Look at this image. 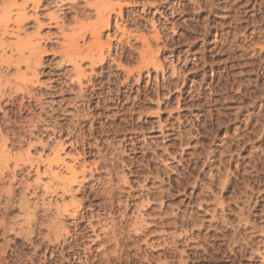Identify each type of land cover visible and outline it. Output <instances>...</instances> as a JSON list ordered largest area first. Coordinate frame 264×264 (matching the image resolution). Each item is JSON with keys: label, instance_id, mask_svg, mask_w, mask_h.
I'll return each mask as SVG.
<instances>
[{"label": "rangeland", "instance_id": "obj_1", "mask_svg": "<svg viewBox=\"0 0 264 264\" xmlns=\"http://www.w3.org/2000/svg\"><path fill=\"white\" fill-rule=\"evenodd\" d=\"M83 4L41 0L47 54L28 86L34 97L2 99L7 217L22 223V209L38 204L46 225L29 241L8 237L21 256L8 251L9 264H264V0H123L121 30L112 15L101 32L105 62L93 74L81 63L79 100L62 75L59 32L95 22ZM31 20L20 37L35 32ZM141 39L159 48L157 69L141 64ZM3 66L5 85L15 68ZM65 163L79 175L61 195Z\"/></svg>", "mask_w": 264, "mask_h": 264}, {"label": "bare ground", "instance_id": "obj_2", "mask_svg": "<svg viewBox=\"0 0 264 264\" xmlns=\"http://www.w3.org/2000/svg\"><path fill=\"white\" fill-rule=\"evenodd\" d=\"M64 1H66V0H64ZM68 1H71L74 4L75 0H68ZM122 1L123 0H94V1L92 0L91 3H88L86 0H84L85 5L84 4L83 5H84L85 9L89 11V12H87L86 16L87 17H90V16L95 17V19H96L95 22H93V24L90 25L89 27H85L83 29H77L78 27H76V28H71V29L68 28L67 29L68 33L59 32V33H62L61 37L63 40V43L61 45L62 50L59 52V54L61 56L60 60H61V63L63 65L70 67V69L66 70L62 75H63V77H64V75L65 76L67 75V77H68L67 82L69 83V85H71V86L76 85L77 86L78 91L76 93V97H78L79 100L83 99V96L86 92V87L83 86V84H84L83 82H84V79L86 78V74H85V71L82 69L81 63L87 62L89 65L88 67L90 69V72H91V74H93L95 72V69L98 67L97 65L98 64L101 65L103 62H105V56H104L105 45L102 44V42H101V32H102V30H108L110 28V21H111L112 15L115 16V17H113V18H115L114 19L115 29L117 31L121 30V27H120L121 25L118 24L119 22H118L117 18L121 19V16H122V4H121ZM40 3H41V0H24V2L21 4H17L16 0H9V2H1L0 3V49L4 50L6 48L10 51L9 56H7L5 52L0 54V69H1L2 65L6 66L7 70L10 67L15 68V70H14L15 75L13 77V80L5 78V82H4L5 85H2V82H1L2 80L0 81V111H2L4 119L5 120L8 119V121H9L8 113L2 110V106H1L2 99L6 98V99H8V101H12V99L18 97L19 94L20 95L27 94V96L32 99L34 97V95H32V93H31L32 90H30V91L28 90V86L31 85L33 82H35V84L38 83V68L42 65V56L47 54V50L44 47H42L40 44V41H42L44 39L43 37H41V30L45 27V24L41 23L38 19V16H37V10L40 6ZM29 4H30V6H29ZM28 9L33 11V13L31 12L32 15L30 17L28 16V13L30 12V11H28ZM30 19H32L35 23V32L32 34H26L24 37H20L19 32L25 27V24L27 22H29ZM77 19H75L76 22L79 21V20L77 21ZM48 20H50L51 24L53 22L55 24H57L56 22L58 21L57 17H53V16H50V19H48ZM49 24H47V25H49ZM12 26H13V28H11ZM63 29L65 30V28H63ZM7 36L14 38V41H11V42L8 41L6 39ZM86 36H89V38L91 40L89 44H86L84 41V38ZM152 39H155L157 41L158 35L156 33H154L152 35ZM79 40H81L83 42L82 45H79ZM141 42H142V49L140 51V58H141L140 62H141V64H143L144 67L147 68V70H146L147 72H148V68H150V67L157 69L159 67L158 63H157V58L153 54L155 52L158 53L159 48H156L155 50H153L152 46L145 39H141ZM54 54H56V53H54ZM22 66L25 68V71H21ZM116 66L118 67L117 69L122 70V66L119 62L117 63ZM128 75H130V74H128ZM140 76H141L140 71H137V78H138V79H136L137 82L140 79ZM125 80H127V79H125ZM37 102H39L38 99H37ZM19 107L20 108L23 107L21 102L19 103ZM32 129H34V128H32ZM16 132L17 131H15V132L11 131L10 134L13 137H15ZM29 135L32 136V133H30ZM24 136H26V135H24ZM7 143H8V139L5 138L4 135L2 136V134L0 133V167H3L0 169H3V170L4 169L8 170L7 169L8 164L10 163L9 158L12 157V156L8 157L10 155H7L5 152V148L7 146ZM16 155H14V156H16ZM19 156H21V155L18 154V156H16V157H19ZM14 159H13V162H14ZM49 159H47V160H49ZM15 160H17V158ZM52 161L56 162V163L57 162H63V160L60 159L58 151L54 152V157H52ZM43 163L47 164L48 162H43ZM14 166L18 167V164L15 162ZM48 166H49V164H48ZM64 166L66 168V171H67L69 177L67 176L66 179L62 180L64 183H63V186L60 188L61 193L60 192L59 193L61 195H65V194L70 192V188H72L71 185L76 184L78 182L77 177L79 175L77 170H76L79 167L76 168L74 164L67 165L66 163L64 164ZM47 168H51V167H47ZM2 171H0V182L3 179L2 176H3L4 171L3 172ZM82 175H83V173H81V176ZM34 182L37 183V187H36L37 189H39L38 188L39 186L43 187L40 184V175L38 174V171H37L36 181H34ZM82 182L80 181L79 184H81ZM36 188H35V191H38V190H36ZM43 189H44L45 194H50V193L54 194L56 192V191L50 192V190H53V187L50 189V185L45 186ZM40 190H41V188H40ZM32 191L33 192H31L32 194L30 193V195L31 196L36 195V192L34 190H32ZM3 195H4L3 193L2 194L0 193V239H2L4 241L3 245H1L3 242L0 243V263L1 264H9L11 257L9 258L10 260L7 259L8 258V256H7L8 251L10 252V254L12 256L16 257L17 261H19L21 259V256L19 253H17V248H15V247L10 248L11 244L14 245L15 244L14 241H16V240H14V239H13L14 241L10 240V239H8V237L14 236L15 238H21V239L29 241L31 237H33V236L36 237L38 235V231L40 230V228H43L46 225L44 226V223H43L44 220L40 219L41 221L39 222V219L37 218V215H38L37 211L39 210L38 209L39 207L37 206L38 204H35V205L32 204L34 206L28 205L27 208L22 209V212H23V216H22L23 222L22 223L10 221L7 217V210H8L7 207H8V203L11 201V196L9 195V196L4 198ZM54 195H57V194L55 193ZM2 199H3V202H2ZM43 206H44V204H43ZM49 207H50V202H49ZM46 208H47V206H46ZM54 208L56 209L55 214L57 213L60 216H61L62 212L65 214H69L68 208L72 209V207L63 208L62 210H61L62 207L61 208L60 207H58V208L54 207ZM43 212H45V211L43 210ZM57 214H56V216H57ZM73 216H75V215H73ZM47 226H49V224ZM51 232H52V230H51ZM56 236L57 235H55V237ZM115 241L117 242L118 240H115ZM116 246H117V243H116ZM118 247H120V246H118ZM118 247H117V249H118ZM117 249H116V251H117ZM24 257H27V256H24ZM12 260H13V258H12ZM87 261H86V263H87ZM31 262L34 263L33 261H31Z\"/></svg>", "mask_w": 264, "mask_h": 264}]
</instances>
